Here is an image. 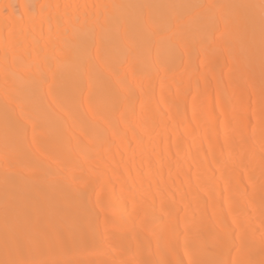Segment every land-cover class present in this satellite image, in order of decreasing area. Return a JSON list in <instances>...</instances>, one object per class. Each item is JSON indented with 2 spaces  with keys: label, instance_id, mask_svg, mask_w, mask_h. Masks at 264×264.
<instances>
[{
  "label": "bare ground",
  "instance_id": "6f19581e",
  "mask_svg": "<svg viewBox=\"0 0 264 264\" xmlns=\"http://www.w3.org/2000/svg\"><path fill=\"white\" fill-rule=\"evenodd\" d=\"M0 264H264L262 0H0Z\"/></svg>",
  "mask_w": 264,
  "mask_h": 264
},
{
  "label": "snow or ice",
  "instance_id": "6c2138e0",
  "mask_svg": "<svg viewBox=\"0 0 264 264\" xmlns=\"http://www.w3.org/2000/svg\"><path fill=\"white\" fill-rule=\"evenodd\" d=\"M176 7H187L195 10L199 5H178ZM262 9H264V0H262ZM172 25L171 21L167 19H154L150 24H141L138 26V31L147 32L149 36H161L162 39H165V31H171ZM155 29V31H153ZM115 51V49H114ZM11 150L17 152L22 157V160L25 163H31L29 154L24 151L22 142L17 141L16 144L10 146Z\"/></svg>",
  "mask_w": 264,
  "mask_h": 264
},
{
  "label": "rangeland",
  "instance_id": "374dc122",
  "mask_svg": "<svg viewBox=\"0 0 264 264\" xmlns=\"http://www.w3.org/2000/svg\"><path fill=\"white\" fill-rule=\"evenodd\" d=\"M3 1H4V0H3ZM228 2H230V1H228ZM228 2H227V3H228ZM230 3H231V2H230ZM15 4H16V3H15ZM205 6H206V4H205ZM205 6H204V7H205ZM207 6H208V4H207ZM207 6H206V8H207ZM14 7H15V8H14ZM206 8H203V9H205V10H206ZM13 9H15L14 11H16V12H17V13L15 12V13H16V15H17V14H19V12H18V8H17V5L13 6ZM3 11H4V12H3ZM2 14H3V15H4V14H5V15H7V10H6V8L2 9ZM5 15H4V16H5ZM7 29L9 30V28H8V27H7ZM247 65H248V64H247ZM248 107H249V106H248ZM59 169H60V168H59ZM118 260H119V261H121L122 259H121V260H120V259H118Z\"/></svg>",
  "mask_w": 264,
  "mask_h": 264
}]
</instances>
